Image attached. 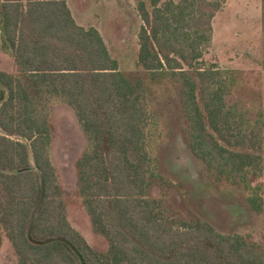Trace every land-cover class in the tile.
I'll return each mask as SVG.
<instances>
[{
	"label": "trees",
	"instance_id": "16d2710c",
	"mask_svg": "<svg viewBox=\"0 0 264 264\" xmlns=\"http://www.w3.org/2000/svg\"><path fill=\"white\" fill-rule=\"evenodd\" d=\"M220 8L217 0H137L136 69L125 70L68 0H0L1 45L16 64L0 70V252L8 241L16 264H264L261 244L192 212L184 182L162 167L161 92L207 181L264 213V85L207 65ZM58 103L72 108L86 140L72 197L106 250L69 221L53 158Z\"/></svg>",
	"mask_w": 264,
	"mask_h": 264
},
{
	"label": "rangeland",
	"instance_id": "374dc122",
	"mask_svg": "<svg viewBox=\"0 0 264 264\" xmlns=\"http://www.w3.org/2000/svg\"><path fill=\"white\" fill-rule=\"evenodd\" d=\"M217 1L221 8L213 19L212 40L204 47L207 65L217 63L221 68L243 70L249 78H257L264 85V0ZM68 4L80 25L99 30L122 69H136L143 24L137 0H68ZM1 44L0 37V70L15 72L14 58L3 51ZM159 99L163 106L162 167L168 175L184 182L192 212L210 220L219 232L251 236L264 248V213L249 212L241 204L238 192L221 191L207 181L201 162L187 145L183 121L174 102L163 92ZM51 114L55 133L53 158L69 195V221L91 246L106 250L107 241L93 233L85 208L72 197L77 187L76 161L86 147L84 134L67 104L54 105ZM259 182L264 185V172ZM171 199L178 208L185 209L175 191ZM16 263L7 241L0 252V264Z\"/></svg>",
	"mask_w": 264,
	"mask_h": 264
},
{
	"label": "water",
	"instance_id": "95a60500",
	"mask_svg": "<svg viewBox=\"0 0 264 264\" xmlns=\"http://www.w3.org/2000/svg\"><path fill=\"white\" fill-rule=\"evenodd\" d=\"M5 171L15 172L14 170H5ZM44 195H45V188H44V185L42 184V194H41L40 200L38 201L35 209L33 210L32 217H31V225L33 224L36 212H37L38 208L40 207V205H41V203L43 201Z\"/></svg>",
	"mask_w": 264,
	"mask_h": 264
}]
</instances>
